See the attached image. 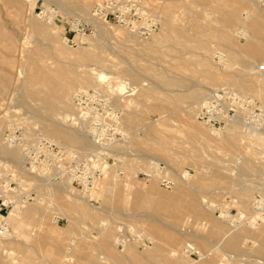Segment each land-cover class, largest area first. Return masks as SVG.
Instances as JSON below:
<instances>
[{
  "label": "rangeland",
  "instance_id": "1",
  "mask_svg": "<svg viewBox=\"0 0 264 264\" xmlns=\"http://www.w3.org/2000/svg\"><path fill=\"white\" fill-rule=\"evenodd\" d=\"M32 1L30 5L27 0H0V27L15 40L14 47L0 45V73L8 77L4 88L0 86V179L4 171L1 163H6L11 171L7 177L13 181L10 187L14 188L5 189L0 183V196L5 193L17 199L31 195L24 205L17 203L7 209L10 232L0 237V264H136L128 249L141 255V264H170L168 249H182L185 242L200 249L203 258L184 255L178 264L188 259L197 264L205 258L209 260L205 264H264V221L262 217L248 220L254 213L253 198L264 195V144L255 138L257 133L264 136V116L259 119L254 115L252 123H247L243 112L235 117L239 119L233 125L236 127L227 131L226 123L216 131L208 130L207 136L203 132L211 127L196 119L208 93L221 86L248 97L264 112V81L256 82L241 63L264 60V55L257 54V49L264 47V3L150 1L156 6L158 33L155 39L144 40L146 37L132 39L116 32L129 31L112 24L107 33H97L88 17L75 12L77 0ZM95 1L90 0L89 14ZM166 17L173 22L168 27L162 23ZM33 23L51 27L54 40L45 39ZM85 23L92 26L91 32H83ZM221 31L229 36L221 37ZM48 44L55 53H48V62L58 71L77 63L84 49L96 50L110 76L103 88L115 93L116 105L122 109L124 139L111 146L118 160L90 191H80L69 183L77 196L73 199L57 190L68 184L67 180L52 183L20 169V141L43 134L39 120L28 112L37 97L25 90V57ZM59 74L55 80L70 79L69 74ZM125 87L131 91L124 93ZM74 89L72 106L78 88ZM197 91L204 93L194 96ZM248 124L256 130L235 129ZM11 130L20 140H6ZM60 145L81 154L94 147L91 140L88 145ZM13 148L19 150L17 156L9 152ZM151 161L160 162L163 169L151 171L149 177L137 176ZM161 177L170 179L171 186L161 185ZM240 186L249 188L247 202L235 191ZM193 197L196 204L190 206ZM253 222L258 226L255 229L248 224ZM122 224L130 233L144 231L150 242L118 245L116 236ZM235 227L225 236L226 230ZM234 236L239 242L230 245Z\"/></svg>",
  "mask_w": 264,
  "mask_h": 264
},
{
  "label": "built area",
  "instance_id": "2",
  "mask_svg": "<svg viewBox=\"0 0 264 264\" xmlns=\"http://www.w3.org/2000/svg\"><path fill=\"white\" fill-rule=\"evenodd\" d=\"M150 1L161 4L164 0H96L91 7V15L106 24H112L134 33L139 37H148L158 28L156 6ZM264 3V0H261ZM92 26L85 23L83 32H91ZM264 73V61L257 66ZM130 87L124 88L129 93ZM115 93L108 89L84 88L77 90L73 97L74 110L67 118L85 129L94 147L84 154L76 150L61 146L43 134L34 135L33 139L21 140L20 150L22 161L20 169L26 173L37 175L47 180L65 179L70 185L80 191H90L98 182L107 176L109 168L118 160V156L111 149L112 144L122 141V109L116 105ZM254 110L259 113L254 114ZM243 112H246L243 114ZM243 114V115H242ZM242 115L244 121L252 123L254 115L261 119L264 112L255 107L252 100L231 89L221 86L208 93L202 105L196 112V119L202 124L217 128L230 120ZM257 122H260L259 120ZM7 141L20 140L15 130L8 132ZM264 158V154H263ZM111 161V163H110ZM3 178L0 183L5 189H14L10 185L12 179L10 167L1 163ZM163 169L160 162L151 161L150 167L137 176H151V171ZM1 172V171H0ZM122 174V170L118 171ZM160 184L168 188L172 182L166 177L160 178ZM259 193V192H258ZM31 195H24L17 199L9 198L6 194L0 196V237L8 235L10 226L6 219L7 209L14 204L24 205ZM253 212L248 220L264 217V195L257 194L252 201ZM127 231L124 224L119 227L116 236L118 245L133 241L145 245L150 238L144 231ZM184 252L189 257L200 258L202 252L190 242H185Z\"/></svg>",
  "mask_w": 264,
  "mask_h": 264
},
{
  "label": "bare ground",
  "instance_id": "3",
  "mask_svg": "<svg viewBox=\"0 0 264 264\" xmlns=\"http://www.w3.org/2000/svg\"><path fill=\"white\" fill-rule=\"evenodd\" d=\"M27 1L30 3V5H32V3H33L32 0H27ZM249 1H254L255 2V0H249ZM89 4H90V0H77V2L75 3V12H82V13H78V14H83L85 17H88V19L87 18L86 19L89 20L93 24V26L95 27V31L97 33H100V34L107 33V30L111 29V27H113V26H111L110 24H106V23L102 22L101 20L93 17L91 15V13L89 14V12L86 11ZM1 14H2V11H1ZM162 23H163V26H166V27H168V26L173 24L172 20L169 19L168 17L163 19ZM32 27L37 29V30H39L41 32V34L44 36L45 39L54 40L55 36H54V33L51 31L52 30L51 27L50 28H43V25L40 24V23H33ZM1 28L2 27H0V45L4 46L6 48L7 47H14L15 46V40H14L13 36L10 33H8V32L2 31ZM16 29L17 28H15V30ZM115 31L116 32H120L123 35L128 36V37H130L132 39L136 36L134 33L130 32V31L129 32H125V31H121L119 29L115 30ZM126 31H127V29H126ZM157 33L158 32H153L151 35H149L148 37L143 38V39L144 40L145 39H151V40L155 39L157 37L156 36ZM77 35L80 38H82V39L83 38H86V39L89 38V36H87V35H82V34H77ZM220 36L225 38V37H228L229 34L227 33V31L226 32L225 31H221ZM210 37H214V35H211ZM63 41H62V43H63ZM41 51H44V52H41ZM21 52L23 53V49H21ZM48 53L49 54L52 53V50L50 48V44L44 46L43 48L38 49V51H33V52L28 53V55L26 56L27 59L25 57V60H27V63L25 65V73L27 71V73H26L27 76H25V78H24V82L26 84L25 90L28 91L30 96L37 97V101L33 102V104L29 105L28 112H29V114H31L30 116L35 117V118H37L39 120V123H41L40 127L42 129L43 134L48 136L49 138H52L53 141L55 140L59 144H63V145H69L70 142H72V143H80V144H83V145H88L89 141H90L88 133L84 132L85 130L82 127L79 128L76 125H74L76 127H73V125L67 121V118L69 117V113L73 109L72 102H71V95L73 93V90H75L74 88H78L76 90H80V89H84L85 87L98 86V87H92V88L104 89L103 87L104 86L106 87L108 85L107 81L110 78V76L104 70V66L105 65H104L103 62H101L99 60V53L96 50L89 51V50H85L84 49L79 54V56L77 57L78 58V62L77 63H75V61L73 60L74 61V65L72 67H66V68L65 67H61V68H59V71L56 70L51 65L52 63L50 64L48 62V59H49V54ZM52 54H55V53L53 52ZM257 54L259 56H263L264 55V47L263 46H261V47H259L257 49ZM263 61L264 60H262L261 62L256 63L254 60H248L247 59L246 61H244L245 63L243 62V60L241 62L242 64H245V66L243 65V67H246L247 71H249L256 78L255 79L253 77L256 82L261 81V80L264 81V77H263V74H262L263 72H259V70L257 69V66L260 63H262ZM7 63L10 64V66L12 65V61L9 60V59H8ZM242 70H243V68H242ZM59 73H61V74L65 73L67 75L69 74L70 75V79H67L65 81L55 80V78L58 75H60ZM6 78H8V77H7V74L5 72L0 73V86H1L2 89L4 88L3 86L6 83ZM166 82H169V80H167ZM75 85H79V87H75ZM241 89H243L242 86H241ZM203 93H204L203 91H197V92L194 93V96H202ZM29 100H30V97H29ZM25 113H26V111H25ZM237 121H239L238 118H234V119L230 120L229 122H227V124L225 125L226 127H224V129H226L227 127H228L227 131L230 130V129H233V127H236V126H233V125L234 124L237 125V123H238ZM262 121H264V120H262ZM241 127H243V126H241ZM81 129H82V131L84 133L80 132ZM235 129H238L239 131L246 130L248 132H252L253 130H256L251 125L249 126V124L244 129L239 128L238 126ZM251 129H253V130H251ZM208 130L209 131H216V128L206 129V131L203 132V134L205 136H207V131ZM239 131H237V132H239ZM255 138H257L259 140L260 144H264V136H260V134L257 133V136H255ZM230 141L234 142L233 139H231ZM230 141L227 140V143H230ZM17 150L18 149H14L13 148V149H10L9 152L12 155L17 156L18 153H19V152L17 153ZM263 160H264V158H263ZM52 183H53V181H52ZM47 184H49V183H47ZM247 184H249V182ZM54 185H52V186L54 187ZM63 185L61 187L59 186V188H57V190L61 189V191L65 192L66 198L68 197L67 199H73V197H75V195H74L75 193H73L72 188H69L70 187L69 186V181H68V184L66 183V185L65 184H63ZM109 185L111 187V184H109ZM179 185H180V183H179ZM256 186L254 188H256ZM151 187H153V186H151ZM258 187H257V189H259ZM181 188H182V186H181ZM261 188L263 189V187H261ZM4 191L5 190L3 189V192ZM235 191L237 192L238 197L240 198V200L247 202V199L249 197V188L248 187L240 186V187L236 188ZM3 194H5V193H3ZM75 198H77V196ZM80 199H82V198L80 197ZM138 204H139V202H138ZM195 204H196V198L193 197V200L190 202V206H195ZM75 205H77V204H75ZM143 206H146V205H143ZM81 207L82 206H80V208ZM221 214L224 215V212L221 213ZM224 216H228V215L225 214ZM262 219L264 221V217H262ZM252 221H256V220L253 219ZM249 222H251V221L249 220ZM248 224L253 226L254 229L258 227L256 225V222H253L252 224L251 223H248ZM103 225H105V224H103ZM167 226H169V224H167ZM236 227L232 228V229H229V230H226L225 231V236L230 234L233 230H236ZM105 230H108V229H105ZM179 231H181V229ZM239 235H240V233H239ZM240 237H242V236H240ZM235 238H236V236L231 238V240L229 241L230 245H236L235 243L239 242V241H236ZM125 245H126V243L124 244V246ZM183 247H184V245H183ZM215 247H217V246H215ZM182 249H178V248H175V247H172V248L168 249V251L170 250V256H171L169 259L172 258L169 261L170 264H178L179 261H181V258L184 255H185V257L188 256L184 252V250H182ZM128 254H130V255H132L134 257V262L136 264H141V255L139 253L134 252L131 249H128ZM248 254L249 253L247 252V255ZM116 258L119 260V259H122V256L116 255ZM166 258H165V260H166ZM201 258H203V256H201ZM212 258H213V256H212ZM210 260H211V258H210ZM208 262H209V260L207 261L206 258H205L204 261H201V262H199L197 264H205V263H208ZM194 263H196V262H194V261L192 262V260H189V259H188V261L186 260V261L182 262V264H194Z\"/></svg>",
  "mask_w": 264,
  "mask_h": 264
}]
</instances>
